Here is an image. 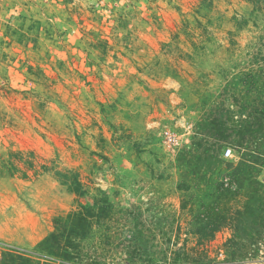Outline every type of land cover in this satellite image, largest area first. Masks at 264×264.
<instances>
[{
    "label": "rangeland",
    "instance_id": "rangeland-1",
    "mask_svg": "<svg viewBox=\"0 0 264 264\" xmlns=\"http://www.w3.org/2000/svg\"><path fill=\"white\" fill-rule=\"evenodd\" d=\"M263 4L0 0V259L34 252L56 216L108 194L126 235L98 253L86 241L67 264H264L263 254L231 258L230 228L197 244L181 212L211 193L197 171L183 177L196 142L220 158L233 149L208 175L235 192L231 172L247 161L239 133L263 139ZM164 129L181 143L164 144ZM58 170L79 172L83 197ZM167 214L178 218L164 223Z\"/></svg>",
    "mask_w": 264,
    "mask_h": 264
},
{
    "label": "trees",
    "instance_id": "trees-1",
    "mask_svg": "<svg viewBox=\"0 0 264 264\" xmlns=\"http://www.w3.org/2000/svg\"><path fill=\"white\" fill-rule=\"evenodd\" d=\"M261 1L264 2V0ZM262 23L264 24V18ZM260 36H264V29ZM257 43L261 44L259 41ZM251 106L254 108L253 112H257L255 106L253 104ZM203 130L206 128H202ZM248 134H251L250 139ZM253 134V132L239 133L237 143L247 149V161L243 160L239 167L231 172L238 183L235 192L229 188L224 189L223 182L214 183L215 178L208 175L214 171L216 165L224 162V150L220 158L217 151L212 150L206 145L208 142L202 139L194 144V151L187 153L186 156L189 158L182 157L181 160L182 165L188 166L186 172H182L184 178L194 182L197 177L211 189L210 194H205L197 202L191 201L194 198L192 195L190 200L184 202L181 207V212H186L190 216L191 233L197 236V244L205 245L215 238L217 232L230 228L234 236L228 239L226 245L232 249L230 256L235 260L254 259L260 254L264 257V183L256 179L258 172L264 166V159L261 157L264 155V136L260 141L258 140L260 138ZM215 135L227 137L222 131H217ZM39 168L35 170V174L49 169L46 164H41ZM218 169H216V176L221 174ZM195 171L198 173L196 177ZM55 174L78 197L84 196V187L78 171L58 170ZM23 175L27 177L26 174ZM190 203L191 206L187 207ZM129 213L123 212V215L126 216ZM175 214L173 218L167 214L164 223L176 221L178 217ZM123 219L126 221L124 217ZM118 220L108 194L94 198L93 204L79 202L68 214L54 218V230L37 244L34 252L3 251L0 264H67L66 260L72 257L71 251L83 254L81 249L87 242L95 253H98L99 248L107 251V247L113 245V239L120 240L126 235L124 231L122 234L121 230L124 229ZM113 223L117 226L115 227ZM139 232L138 237L143 236V231Z\"/></svg>",
    "mask_w": 264,
    "mask_h": 264
},
{
    "label": "built area",
    "instance_id": "built-area-1",
    "mask_svg": "<svg viewBox=\"0 0 264 264\" xmlns=\"http://www.w3.org/2000/svg\"><path fill=\"white\" fill-rule=\"evenodd\" d=\"M161 136L164 144H166L169 148H173L181 143L180 136L171 129H164L161 132ZM223 156L225 158L233 157L234 156L233 149L231 147H227L223 152ZM263 170H264V166H263ZM225 184L229 185L228 181H226Z\"/></svg>",
    "mask_w": 264,
    "mask_h": 264
}]
</instances>
